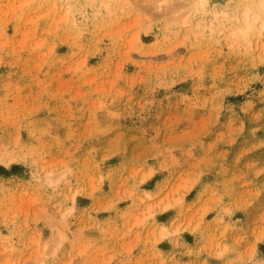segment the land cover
Listing matches in <instances>:
<instances>
[{
    "label": "rangeland",
    "instance_id": "obj_1",
    "mask_svg": "<svg viewBox=\"0 0 264 264\" xmlns=\"http://www.w3.org/2000/svg\"><path fill=\"white\" fill-rule=\"evenodd\" d=\"M100 1L0 0V264H264V35Z\"/></svg>",
    "mask_w": 264,
    "mask_h": 264
},
{
    "label": "bare ground",
    "instance_id": "obj_2",
    "mask_svg": "<svg viewBox=\"0 0 264 264\" xmlns=\"http://www.w3.org/2000/svg\"><path fill=\"white\" fill-rule=\"evenodd\" d=\"M112 0H101L104 8L109 7ZM242 3L241 11L234 15V22L229 30L232 37L240 38L249 43L252 36L264 35V0H238ZM212 0H193L192 8L197 10L205 8V4ZM184 20V19H183ZM186 21V20H185ZM74 198V194L72 195Z\"/></svg>",
    "mask_w": 264,
    "mask_h": 264
}]
</instances>
